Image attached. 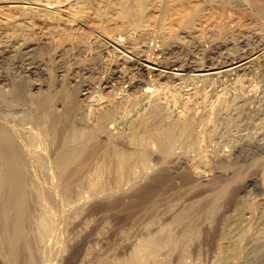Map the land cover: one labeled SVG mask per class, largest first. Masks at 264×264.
<instances>
[{
    "label": "bare ground",
    "instance_id": "bare-ground-1",
    "mask_svg": "<svg viewBox=\"0 0 264 264\" xmlns=\"http://www.w3.org/2000/svg\"><path fill=\"white\" fill-rule=\"evenodd\" d=\"M252 1L258 2L257 0ZM221 3L223 4L224 2L222 1ZM203 10V5L197 0H0V58L18 52H27L28 55V52L37 51V54H39L43 52L42 50H47V48L54 50L55 53H60L59 55L61 56L62 51L91 48L92 45L88 47L90 43L94 46H99L100 40L106 39L114 46L113 48L118 46L119 48L123 47V49L129 48L135 52H138L136 50L145 51L147 49L146 53L150 55L145 54L139 64L144 71L143 75L151 76V78L152 76L163 78L169 72L174 74L172 73L173 71H170L171 69L183 71L181 67L184 68L183 65H186V62L184 63L182 59L180 61L173 56L171 59L168 58L169 60L166 57L168 61H165L164 57L162 59L164 61H160L156 51L154 55L157 58L151 57L153 52L149 53V51L154 47V44L151 46L150 43L153 40L160 42L161 46L159 45V47H162V54L170 53L171 50L178 48H196V46H192L193 44L199 47L205 42L209 44V39H207L209 36L206 39H202L201 32L205 30L203 27L207 26L209 29L210 26V28L212 27L215 30L216 34L220 35L223 32L221 24L223 21L220 23V16L216 14H209L206 20L205 18L203 19L202 14L205 15ZM258 11L264 15L262 7H258ZM90 32L95 33L92 34ZM211 33L213 34V31ZM216 45L220 48H225L224 41H220ZM155 46L157 47V44ZM123 49L120 50L123 52ZM129 49L128 51L131 52ZM93 50L96 51L94 47ZM188 50L186 51L188 52ZM121 51L118 52L120 53ZM70 52L68 53L70 54ZM77 52L80 53L79 50ZM111 52L113 53V51ZM114 52L116 53L115 50ZM121 54L123 53H120V56H122ZM255 55L254 51H239V54L232 57L231 60H225L224 58V61L220 63H216V60L215 62L209 60L206 66H202L198 65L196 61H192L195 62L194 64L189 62L192 66L188 69L192 77L196 79L212 78L215 80V78L230 75L233 71L244 68L252 59L254 60ZM120 56L116 55V57L120 58V61L117 60L119 62L127 63L132 61ZM14 57H17V55H14ZM42 61H45V59ZM112 61L113 65H115V60ZM43 65L45 67V64ZM40 66L33 65L25 69L26 71H30L35 67L40 69ZM135 66L136 64L130 67L134 68ZM46 69V71L44 70L48 77L46 87L38 94L35 93L36 96L27 98L29 99V104L24 101L27 100L24 97L26 96L25 87L27 86L19 85L21 81L16 84L15 79H8L9 86L8 88L5 87L6 91L0 89V119L5 120H0V264H53L51 262V257L53 256L52 248L50 249L46 244L47 239L51 235L54 236L53 231L57 227L55 226L51 209L57 205L56 202L58 200L56 201V199L59 197L62 201L69 204L75 202L71 213L73 216L78 215L83 209V204L78 201V195L85 188L90 191L89 193L93 198L101 196L105 200L122 193L126 189L132 190L130 195L138 198L139 202L145 203V210L150 212L151 221L156 223L160 214L159 197L164 195V189L167 186L168 188L174 186L169 171L166 167L161 166L173 160L185 164L184 160H181L180 157L178 158L180 156L177 155L178 149H181V151L192 150L193 152L196 148L193 154L196 151L203 150L200 147L202 144L200 143L201 145H199L196 135L198 132L194 133V121L190 117L188 118L189 115L187 116V113L183 117L180 110L176 109L172 111V116H170L171 114L167 115L164 110L166 109L164 102L162 101L164 87L156 82L154 83L158 86L153 84L154 79L150 80L152 82L146 79V81H142L139 80L141 79L139 78L141 76H139L137 80L136 73L132 75L136 80L131 81L133 78L129 80V77L132 76L128 77L131 83L139 85L137 93L138 103L132 101L130 103L131 107H127L128 110L124 111L121 109L122 106L116 105L117 103L115 104L113 100L106 98L100 104H98L100 101L97 104H94V102L91 104L92 102L87 101L89 103L86 102L84 106L80 105L76 102L75 97L81 94L75 91L74 97L71 91L74 89L71 88L70 90V87L64 84L61 85L62 83L60 84L59 82H57L60 84L57 85L59 88H56L52 76H50L49 68L46 67ZM179 74L181 75L182 73ZM170 77L172 76L170 75ZM192 77L190 76L189 79H192ZM158 78H155L157 82L160 81H158ZM225 79H217V82ZM82 85L86 89L90 84L84 83ZM213 87L216 88L215 86ZM134 88L136 87L133 86ZM133 91H131V94ZM220 92L222 93V90ZM220 92L219 95L222 96ZM188 98L191 97L188 96ZM217 98L220 99L219 96ZM133 103L135 105L132 106ZM208 103L210 104L211 102ZM9 120H17L20 124L28 121L32 123L33 128L26 133L21 131L23 134L20 135V132L15 131L10 126L12 125L11 123L10 125L8 124L11 122ZM17 122L15 121L14 124ZM218 122V128L213 126L208 135L217 136V138L221 139L227 136V139L230 140L226 126L236 125V116H229L224 119L220 117ZM261 135L264 137V132ZM42 142L44 144L47 143L48 145L46 146H49V148L40 149L38 146ZM256 147L257 144L253 146L247 145L246 148L247 151H254ZM197 148L200 150H197ZM242 148H236V152L242 151ZM215 151L217 153L222 151L224 154L223 149ZM152 161L158 163L160 167L154 173L149 171ZM200 161H204V159L200 158ZM51 169L56 179L52 181L51 185L48 184L50 186H45L37 179L36 172H39L46 179L53 180L50 178L52 177L50 176ZM189 175H182L184 187L187 190L195 186L197 182L195 180H203L200 171L194 174V179L190 178ZM241 177V173H236L232 177L215 179V187L210 194L189 201L179 209L173 210L167 222L159 223L154 228H146L144 233L131 246L130 255L123 261H115L111 262V264H206L199 256L188 262L187 258L191 254L192 249H196L194 246L195 242L201 244L199 237L201 236L202 220L204 219L203 222H205L215 218H220V225L217 233L218 237L215 239L217 246L210 264H264V201H254L250 198L242 197L234 200L231 210L223 208L224 199L229 195L231 185L239 181ZM152 182H155L158 186H151ZM254 182L258 183L256 179L246 178L243 180L242 187L251 185ZM175 189L177 191L179 187H175ZM56 207L53 209H56ZM60 211L56 209L57 214H60ZM60 219L58 218V222H60ZM58 243V247L61 250L68 249V244L63 242V239ZM55 250L54 252H57ZM173 258H175V262Z\"/></svg>",
    "mask_w": 264,
    "mask_h": 264
},
{
    "label": "rangeland",
    "instance_id": "rangeland-1",
    "mask_svg": "<svg viewBox=\"0 0 264 264\" xmlns=\"http://www.w3.org/2000/svg\"><path fill=\"white\" fill-rule=\"evenodd\" d=\"M222 1L224 2L223 4L221 3ZM257 1L258 2H253L252 0H214V1L213 0L212 1L211 0H203V1L197 0V2H199V3L201 2V4L203 5V9H204L203 12L205 13V15L202 14L203 19L205 18V20H206V18H208L209 14L210 15L216 14V15L220 16V23L223 21L221 23L223 26V30H222L223 32L220 33V35H218L215 33V30L212 27L210 28V26H209V29L207 26L203 27V29L205 28V30H206V28H207V30L206 31L203 30V32H201L202 33L201 34L202 39L203 38L206 39L209 36L207 38V39H209V42H210L209 44H208V42H205L203 44L204 46L202 45L200 47L198 45L193 44L192 46H196V48L191 47V48H193V49H191L189 47L187 49H185V48L184 49L178 48L175 50L173 49V50H171L172 52L170 51V53L169 52L164 53L165 55L162 54L163 53L161 51L162 47H159L160 42H156V40L155 41L153 40V42H155V43H153L150 41L151 46H153L152 44H154V47H155V48L152 47V49H153V50L151 49L152 51L149 49L150 50L149 53L153 52L151 57H153V56L156 57L154 55L155 51H156V53L158 54V55L157 54L156 55L160 59V61L163 59V57H164L165 61H168L169 60L168 58L171 59L173 57L174 58L176 57L180 61L182 59V61L184 63L186 62L185 63L186 65H183L184 68L181 67V69H183V71L180 69H174V70L167 69V70L173 71L172 73H174V74H171L169 72L168 75L163 77V78H158L157 76H152V78H151V76L143 75L144 71L141 69L139 64L142 62V59L144 58L145 54L150 55V54L146 53L148 51L147 49L145 51L144 50L143 51L142 50H140V51L136 50L139 52L138 53V52H135L129 48L123 49V47L119 48L118 46H115L116 48H113L114 46L111 45L106 39L100 40V45H99L100 47L94 46L93 44L90 43L88 47H90V45H92L91 48H86V49H81V50L80 49H76V50L72 49V50H74L73 52H72V50H70L72 53L68 50L62 51L61 56L59 55L60 53H58V52L55 53L54 50L47 48V50H45L46 53L44 50H42L43 52L42 53L40 52L39 54H37V51H31L33 53L28 52V55H27V52H25V53L24 52L23 53L18 52V53H12V54L8 55L9 57L5 56L3 58H0V89L2 91H6L5 87L8 88L9 80H11V79H15V82H17L16 84H19L21 81V83L19 85H23V87L27 86V87H25V94H26V96H24L25 99L36 96V94H38V92L42 91L44 89V87H46V82L48 80L47 75L44 73V70L45 71L47 70L46 67L49 68L48 70H50V72L49 71L48 72L51 73L50 76H52V79L54 81V85H56L55 86L56 88L57 87L59 88V86H57V85H60L62 83L61 85L64 84L65 86L70 87L69 88L70 90H71V88L74 89V90H71L74 97H75V91L77 93L81 94V95H76V97H75L76 102H78L80 105L84 106L87 101L92 102L91 104H93V102H94V104L95 103L97 104L100 101L98 103V104H100L101 101H103V99L105 100V98H106V99L113 100V102H115V104L117 103L116 105L122 106V108L121 107H119V108H121L124 111L128 110L127 107H131L130 103H132V101L134 103H138V96H137L138 94L137 93L139 90V87H138L139 85L137 83H131V81H134V79H135V77H133L132 75L134 73H136L135 74L136 79L138 80V77L141 76V77H139V78H141L139 80H142V81L145 79L147 81L154 79L153 84H155L154 82H156V83H158V85H162V87H164V93H163L162 101L164 102V107L166 108L164 110H165V112H167V115L171 114L170 116H172V113H173L172 111L176 110V109L180 110V113H181V115H183V117H185L186 113H187V116L189 115L188 118L190 117L192 119V121H194L193 122V124L195 125L194 126L195 127L194 133L196 134L198 132L196 135H197V138L199 141V145L202 144V146H203V148H202V146H200L201 149H203V150H201L202 152L196 151L195 154H193V153H194L196 148L194 149L193 152H192V150L191 151L190 150L189 151H181V149H178L177 155H180V156H178V158L180 157L181 160H184L185 164L178 163L177 160L176 161L175 160L170 161L166 165L163 164V166H161L162 165V163H161L160 166L166 167V169L169 171L170 175L172 176V181H173L172 184L174 186H172L170 188H168V186H167L164 189L165 190V192L163 193L164 195H161L159 197V201H160L159 213L160 214H159V217H158V220L156 223L151 221L150 212L145 210V203L139 202L137 200L138 198H134L132 195H130L131 194L130 191H132V190H129V189H126L125 191L117 194L116 196H111L108 200L103 199V197H101V196L93 198L91 196V194L89 193L90 191L87 190V188H85L87 191L85 189H83L82 191H80V193L78 195V201L83 204V209L76 216H73L71 213L74 206H75V202L69 204V203H66L65 201H62L59 197H57L56 201L58 200L57 202L59 204L56 202L57 205L56 204L55 205L57 207L56 206H54V207H56V209H58L59 211L61 209H63L62 210L63 212L60 211V214L58 213L59 216L57 218H55L58 214L56 213V209H53L54 207L53 208L51 207L52 208L51 213H52V216L54 217V223L56 224L55 226H57V227L54 228V231H53L54 236L51 235L47 239L48 241H46L47 246L50 249L52 248L51 251H52L53 256L51 257V262L53 264H111V262H115V261L120 262V261L125 260L130 255L131 246L133 245V243L136 242L137 238H139L144 233V230L146 228H154L159 223L167 222L168 219H170V215H171V212L173 210L179 209L181 206L188 203L189 201L200 198L202 196L205 197V196H207V194H210L211 191L214 190L215 179H217L219 177L220 178L232 177L236 173L242 174L241 179L239 181H237L236 183L231 185V189H230L231 191H230L229 195L224 199V207L223 208L225 210H227V209L231 210V208L233 206L232 203L234 202V200L241 199L242 197H247V198H250L254 201H259V200L264 201V137L261 135L264 132V96H263L264 95V48H262V47H264V45H263L264 44V15H262V13H260L258 11V7H262V9L264 10V0H257ZM205 2H206V4H205ZM217 3L219 4V6ZM219 7H220V10H219ZM221 7H223V8H221ZM217 10H219V11H217ZM210 12H212V13H210ZM219 12H221V13H219ZM211 30L213 31V34L211 33L212 32ZM239 31H241V32H239ZM206 32H208V33H206ZM90 33L94 34L95 32H90ZM204 33H206V34H204ZM36 36H38V35H36ZM258 38H259V41H258ZM220 41H224L225 48H222V47L220 48L216 45ZM213 43H215V44H213ZM155 44H157V47L155 46ZM215 46H217V47H215ZM93 47L96 51L93 50ZM111 47H112V49H111ZM259 47H260V49H259ZM106 48H107V50H106ZM156 48H158V49H156ZM113 49L116 51V53L114 52ZM120 49L121 50L123 49L124 51L122 52ZM128 49L131 52H129ZM77 50H79L80 53L77 52ZM117 50L121 51L120 53H123V54H121L122 56H120V53ZM186 50H188V52ZM82 51H84V53H82ZM86 51H89V52H86ZM105 51H106V53H105ZM107 51L109 52V54ZM111 51H113V53H115V54H113ZM239 51L240 52H242V51H244V52L245 51L246 52L254 51L256 54L255 55L256 57L254 58V60L255 59L256 60L254 61L252 59V61L249 62L252 64H250V65H249V63L246 64L245 67H247V68H245V67L242 68L244 70L240 69L238 71H233L232 73H230V75L228 74V75L222 76L223 78L222 77L215 78V80L212 78L199 80V79H196L195 77H192L191 73L189 72L190 70L188 68H190L192 66V64L195 63L192 61H196L198 65L206 66L209 63V60L212 62H215V60H216V63L223 62L224 58H225V60H231L232 57H235L239 54ZM49 52H50V54H49ZM68 52H70V54ZM129 53H131V54H129ZM159 53H161V54H159ZM125 54H128V55H125ZM132 54H134V55H132ZM14 55L15 56L17 55V57H14ZM116 55H119L120 57H126L127 59L132 60L133 62L132 61H129L127 63L122 62V61L119 62L120 58L116 57ZM137 55L139 56V58ZM140 55H142V56H140ZM159 55H161V56L164 55V56L159 57ZM46 56H48L49 58ZM51 56H53V57H51ZM74 56H77V57H74ZM107 56H108V58H107ZM129 56H131L132 58L131 57L128 58ZM21 57H23V58H21ZM70 57H72V58H70ZM166 57L168 60L166 59ZM36 58H37V60H35ZM42 58L45 59V61H42L43 60ZM53 58H55V59H53ZM89 58H90V61H89ZM20 59H22V60H20ZM80 59H82V60H80ZM38 60H40V61H38ZM112 60H115L114 64L116 66L113 65ZM117 60H119V61H117ZM135 60H138L140 62L135 61ZM164 60H162V61H164ZM9 61H11V62H9ZM67 61H69V63H67ZM187 61H188V65H187ZM7 62H9V63L7 64ZM80 62H81V64H80ZM82 62H85V63H82ZM183 62H181V63L184 64ZM189 62L192 64H190ZM134 63L136 64V66L134 68L130 67V66H134L135 65ZM43 64H45V67ZM203 64H205V65H203ZM33 65H38V66L41 65L43 67L40 66V69L38 67H35V68H33L35 70L31 69L30 71H26V69H25L26 67H30ZM65 65H66V67H65ZM83 65H84V67H83ZM128 65H130V66H128ZM255 65H256V67H255ZM124 66H126V67H124ZM187 66H189V67H187ZM121 67H122V69H121ZM42 68H43V70H42ZM123 68H124V71L122 72ZM37 69H39V70H37ZM112 69H114V70L112 71ZM115 69H116V71H115ZM136 70H138V71H136ZM175 70H178L180 72L175 71ZM185 70H188V71H185ZM40 71H43V72H40ZM53 71H55V72H53ZM62 71H64V72H62ZM252 71H253V73H252ZM125 72H126V74H125ZM137 72H139V73H137ZM177 72L182 73V74L178 75ZM254 72H255V74H254ZM119 73H122V74H119ZM183 73H185L187 75H185ZM84 74H86V75H84ZM127 74H128V76H127ZM124 75L127 78H125ZM170 75L172 77H170ZM42 76H44V77H42ZM115 76H118V77H115ZM129 76H132V77H129ZM177 76L178 77L182 76V77H180L182 79L178 78ZM190 76L192 77V79H189ZM128 77H129V80L132 78H133V80L129 81ZM225 77H226V79H225ZM21 78L22 79L24 78L23 81ZM155 78H158V81L159 80L160 81L157 82V80H155ZM64 79H66V80H64ZM124 79H127L128 81L124 80ZM217 79H220V80L225 79V80L224 81L218 80V82H217ZM236 79H238V80H236ZM80 80H82V81H80ZM163 80H165V81H163ZM24 81L26 84L23 83ZM57 82H59L60 84ZM125 82H127L129 84H127ZM150 82H152V81H150ZM165 82H167V83H165ZM84 83H89L90 85H88L86 87V89H84L85 87L82 85ZM130 84H132V85H130ZM220 84H221V86H220ZM119 85H120V87H118ZM126 85L128 88L126 87ZM155 85L158 86L157 84H155ZM166 85H168V86H166ZM76 86H78V87H76ZM133 86H135L136 88L133 89ZM169 86H171V87H169ZM213 86H215L216 88H214ZM207 87H209V88H207ZM219 87L224 88L225 91H224V89L219 88ZM248 88H249V90H248ZM77 89H78V91H77ZM84 90H87V91H84ZM220 90H222V93L220 92ZM126 91H128L129 93ZM131 91H133L134 93L132 92V94H131ZM94 92H97V93H94ZM118 92H120V93H118ZM135 92H136V94H135ZM219 92L222 96L219 95ZM217 94L220 97V99L217 98L218 97ZM131 95H134V96H131ZM172 95L173 96L175 95V96L173 97ZM92 96H94V98H92ZM188 96L191 98H188ZM207 96H209V97H207ZM212 96H214V97H212ZM80 97H82V98H80ZM164 97H166V98H164ZM211 98H213V99H211ZM243 98H245V99L243 100ZM122 99H124V100L122 101ZM215 99H216V101H215ZM28 100L29 99L24 100V101H26L25 103L29 104ZM120 101H122V102H120ZM166 101H167V103L169 102L168 105H167ZM89 102H87V103H89ZM208 102H211L212 104L211 103L209 104ZM134 103L132 104V106L135 105ZM259 103H261V104H259ZM172 108H174V109H172ZM209 109H210V111H209ZM166 110H168L170 112H168ZM206 110H208V111H206ZM229 116H231V117L236 116V118H237V124L236 125H231V126L227 125L226 126L230 140L227 139V136L223 137V139H221V138H217V136H209L208 135L210 132V129L213 126H216V127L219 126L218 120L220 117H223V119H224L225 117H229ZM254 116L256 117V119ZM0 120H4V119L1 118ZM9 121H11V122H9ZM9 121H8L9 122L8 124L10 125V123H11L12 125H10V126L15 131L20 132L19 133L20 135L23 134V133H21V131L26 133L27 131H30L33 128L32 123H30L28 121L22 122V124L18 123L17 120H9ZM12 121H14V122L16 121L19 125L17 123L14 124V122H12ZM27 123H30V124H27ZM28 125H29V127H28ZM19 127H23V128H19ZM19 129H22V130H19ZM219 139H221V140H219ZM42 143H40L41 145L38 146L40 149L44 150V148H46V149L49 148V146H46V145H48L47 143L46 144L43 143V145L45 147L42 145ZM222 143H225V144H222ZM256 144H257V147L254 149V151H247V148H246L247 145L253 146ZM216 147H221V148H216ZM240 147H243L242 151L236 152V148H240ZM199 148H197V150H200ZM217 149H219V150L223 149L224 154L222 153V151H219L221 153L218 152L219 153L218 154L215 151ZM237 154H238V156H236ZM200 158L204 159V161H200ZM227 159H228V161H226ZM222 160H224V161H222ZM155 163H156L155 161H152V164H151V167L149 170L151 173L157 172L160 169L158 163H156V164ZM223 164H225V165H223ZM209 169H211V170H209ZM199 171H200V173H202V179L203 180H195V181H197L195 186L193 188L187 190V188L184 187L182 175H184V174L189 175L190 174L189 175L190 178L194 179V174H196ZM50 173H51L50 176H52L50 178H52L53 180L47 178L48 183H47V179L44 178L39 172H36V177L38 176L37 179L42 184H44L45 186H50L52 181H54L56 179L53 170L50 171ZM53 175H54V177H53ZM216 176H218V177H216ZM40 177H42V178H40ZM246 178L256 179L258 181V183L254 182L253 184L251 183V185L249 184L246 187H242L243 180ZM48 184H50V185H48ZM44 185H42V186H44ZM155 185L158 186L155 182H152L151 186L154 187ZM153 187H151V188H153ZM175 187L176 188L179 187L178 190H180V192H178V190L176 191ZM129 195H130V197H129ZM247 195H249V196H247ZM59 200H60V202H59ZM133 201L136 204H134ZM52 210H54V211H52ZM61 212H62V214H61ZM64 212L67 213V215H65ZM63 213H64V215H63ZM60 215H61V219H60ZM64 217H66V218H64ZM58 218L60 219V222H58ZM55 219H57V220H55ZM203 221H204V219L201 222V224H202L201 230H200L201 236L199 237L201 240V244H197V242H195L194 246L196 247V249H192L191 254L187 258V262L195 259L197 256H199L203 260V262H205L206 264H210L212 259H213L215 249L217 246L215 239H217V237H218L217 233L219 231L220 218H215V219H212L211 221H205V222H203ZM263 225H264V223H263ZM144 226H145V228H143ZM60 227H61V229H60ZM55 230H57V231H55ZM62 230H64V231H62ZM263 230H264V226H263ZM58 231H59V233H58ZM56 233H57V235H56ZM60 234L61 235L63 234V235L61 236ZM56 236H58V237H56ZM63 236H64V238H66V237L67 238L64 239ZM60 237H61V239H60ZM52 238H54V239H52ZM62 239H63V242H66L68 244V249H66V250H61L58 247L59 246L58 242L62 241ZM49 244H51V245H49ZM54 250L57 252H54ZM173 261L175 262V258H173Z\"/></svg>",
    "mask_w": 264,
    "mask_h": 264
}]
</instances>
